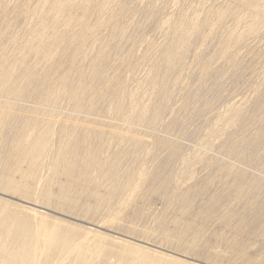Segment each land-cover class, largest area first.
I'll return each mask as SVG.
<instances>
[{"label":"bare ground","instance_id":"6f19581e","mask_svg":"<svg viewBox=\"0 0 264 264\" xmlns=\"http://www.w3.org/2000/svg\"><path fill=\"white\" fill-rule=\"evenodd\" d=\"M247 166L264 0H0V264H264Z\"/></svg>","mask_w":264,"mask_h":264},{"label":"rangeland","instance_id":"374dc122","mask_svg":"<svg viewBox=\"0 0 264 264\" xmlns=\"http://www.w3.org/2000/svg\"><path fill=\"white\" fill-rule=\"evenodd\" d=\"M229 90H230V92H232V90H231V89L229 88V86H228V91H229ZM232 94H233V92L230 93V95H232ZM179 128H180V127H179ZM179 128L176 129V131H175V129H174V131H175L174 134H172L173 132L171 133V130H170V132H167V131L164 132V130H163L164 133H162V131H161L160 129H159V131H156V130H158V129L154 130V129L152 128L151 131H152L153 133H156V132H160V131H161V133H162L163 135H168L167 133H170L168 136H170L171 134H172V136H175V135L177 136V135H179L181 132H182V134L185 133L184 128L181 127V128H180L181 130H179ZM172 130H173V129H172ZM178 130L181 131V132L179 133ZM177 131H178L179 134L177 133ZM165 133H166V134H165ZM176 136H175V137H176ZM181 136H182V135H181ZM181 136H180V137L177 136L178 139H179V138H180V139H184V137H183V136L181 137ZM185 140H186V141H185ZM188 140H189V141H187V138H186V139L181 140V141H183L185 144L189 145L191 148H192V147H193V148L195 147V149H198V148H199L198 150H201V151L203 150L204 152H208L209 154L206 153V154H208V155H212V156L214 155V156H216L217 158H219V159H221V160H224V159H225L224 154L220 153L219 150L217 151V150H214L213 148L210 149V148L208 147L209 150H208V148H206V149H207V151H206L205 147L202 146L200 143H196V144H195V142L191 143V142H192L191 139H188ZM190 141H191V142H190ZM189 142H190V143H189ZM184 143H183V144H184ZM193 144H194L195 146H194ZM197 144H198V145H201V146H202V149H201V146L198 147V148H196V147H197V146H196ZM203 148H204V149H203ZM211 150H212V151H211ZM213 150H214V151H213ZM187 151H188V150H187ZM209 151H211L212 153L209 152ZM213 152H217V153H219V154H216V153L214 154ZM220 154H222V156H221ZM221 157H222V158H221ZM236 162H237V161H236ZM170 163H171V161H170ZM249 167H250V166H247L246 169H248ZM253 168H256V169L252 170ZM253 168L248 169V172L251 171L250 173L252 174V175L250 174L252 177L250 176L251 178L249 177L248 179H250V180L253 179V176H255V177H254L255 179H256L257 177H261L262 179H264V178H263V177H264V172H259V168H258L257 166H255V167L253 166ZM256 170H258V171H256ZM260 171H261V170H260ZM200 172L203 174L202 171H200ZM200 172H198V173H200ZM258 172H259V174H257ZM201 173L199 174V176H201ZM253 173H254V174H253ZM204 174H205V172H204ZM204 174H203V175H204ZM248 174H249V173H248ZM261 174H262V175H261ZM257 175H258V176H257ZM261 178H257V179L260 180ZM255 179H254V180H255ZM257 179H256V180H257ZM0 200H6V201L11 202L12 204H18V201H17V200H14V199L8 198V197L3 196V195H1V194H0ZM157 202H158V201H156V206H158V207L160 206V207H161V205H162L161 203H162V202H160V203H159V202L157 203ZM158 204H159V205H158ZM160 204H161V205H160ZM23 205H24V204H23ZM158 207H157V208H158ZM160 207H159V208H160ZM30 208H32V207H30ZM159 208H158V209H159ZM162 208L164 209L163 206H162ZM32 209H35V208H32ZM159 210H162V209L160 208ZM49 213H50V212H49ZM51 214H52V215H55V216H58V217H61V218L63 217L64 219H66L64 216H61V215H59V214H54V213H52V212H51ZM71 221L74 222V223H76V224H82L81 222L76 221V220H71ZM82 225H83V224H82ZM88 227H90V226H88ZM90 228H93V227H90ZM101 231H103L104 233H107V234H109V235H111V236H115V237H118V238L124 239V238H122V237H121L120 235H118V234H114V233H111V232H108V231H104V230H101ZM133 242H134V241H133ZM137 243H138V242H137ZM139 245H142V246H144V247H146V248H148V249H151V250L159 251L157 248H153V247L148 246V245H146V244H141V243H140ZM217 249H219V251H217ZM217 249H215V252L217 251L216 253H218V255H219V254H220V255L223 254V252H221V250H222L221 248H217ZM153 252H154V251H153ZM171 256H173V257L179 259L181 263H183V261L186 260V262H190V263H192V264H193V263H195V264H197V263L200 264L199 262H196V261L193 262V260H188V259L183 258V257H180V256H178V255H173V254H171ZM181 260H182V261H181Z\"/></svg>","mask_w":264,"mask_h":264}]
</instances>
